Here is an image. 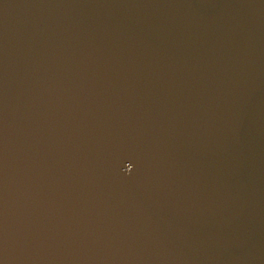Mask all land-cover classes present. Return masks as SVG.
<instances>
[{"label": "water", "instance_id": "water-1", "mask_svg": "<svg viewBox=\"0 0 264 264\" xmlns=\"http://www.w3.org/2000/svg\"><path fill=\"white\" fill-rule=\"evenodd\" d=\"M0 264H264V0H0Z\"/></svg>", "mask_w": 264, "mask_h": 264}, {"label": "snow or ice", "instance_id": "snow-or-ice-1", "mask_svg": "<svg viewBox=\"0 0 264 264\" xmlns=\"http://www.w3.org/2000/svg\"><path fill=\"white\" fill-rule=\"evenodd\" d=\"M120 163L121 165H123L122 167H120V171L128 175H131L133 170L137 166L136 162L131 158L122 160Z\"/></svg>", "mask_w": 264, "mask_h": 264}]
</instances>
